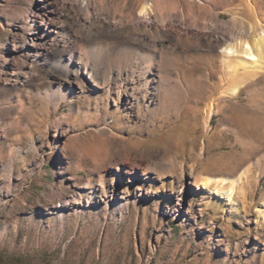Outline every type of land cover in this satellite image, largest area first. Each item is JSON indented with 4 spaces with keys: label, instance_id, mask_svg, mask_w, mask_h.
<instances>
[{
    "label": "rangeland",
    "instance_id": "1",
    "mask_svg": "<svg viewBox=\"0 0 264 264\" xmlns=\"http://www.w3.org/2000/svg\"><path fill=\"white\" fill-rule=\"evenodd\" d=\"M32 1L0 0V69L11 45L14 22L26 16ZM214 1L225 11L222 18L226 20L232 17L228 8L237 11L239 29L256 28L257 22L264 26V0H251L253 11L248 10V0ZM105 41L121 56L136 58L128 44ZM172 56L177 59L179 55ZM189 62L192 65L178 62L179 70L190 80L188 96L177 99L179 119L172 113L168 123L143 141L133 137L138 150L129 152L123 146L113 152L106 149V156L98 162L90 155L93 135L84 132L106 118L101 93L80 94L82 110L64 118L84 138L75 147L65 148L63 138L57 136L55 146L51 135L52 148L47 142L41 148L38 142L42 153L38 156L27 151L29 136L49 127L54 134L52 125H58L60 116L68 112L69 102L49 112L39 99L37 86L31 84L13 102L16 110L6 113L3 109L12 100L0 89V264H264V217H257L264 198V160L257 161L264 155V77L236 98L225 100L222 90L226 84L221 81L219 64H212L203 52L193 54ZM88 106L91 112L87 114ZM154 146L166 149L168 165L150 171L156 177L146 186L149 194L143 190L138 195L137 183H119L123 196L128 197L123 211L100 202L99 197L87 207L83 202L90 195L74 198L70 176L82 175L98 187L110 178L111 164L135 168L142 176L151 164L142 158L143 152ZM248 158L252 161L250 180L239 192L245 207L240 206L242 202L233 208L210 191H215L219 177L233 174L227 169L241 173ZM60 159L68 166L62 174L58 172ZM181 172L217 179L209 190L189 192L183 211H178V199L172 195L176 185L170 180ZM72 199L82 203L61 205Z\"/></svg>",
    "mask_w": 264,
    "mask_h": 264
},
{
    "label": "bare ground",
    "instance_id": "2",
    "mask_svg": "<svg viewBox=\"0 0 264 264\" xmlns=\"http://www.w3.org/2000/svg\"><path fill=\"white\" fill-rule=\"evenodd\" d=\"M253 5L248 0V10L253 11ZM228 12L232 17L222 18L225 11H220L214 0H33L26 16L14 22L11 45L6 49L5 64L0 69V89L8 92L12 100L3 111L16 110L13 102L31 84L37 86L39 99L49 112L69 102L68 112L60 116L58 125H52L54 134L49 127L45 132L29 136L27 151L42 156L36 145L40 142L43 148L47 142L51 149V135L55 136V146L57 136L63 138L65 148L75 147L84 138L64 118L72 116L74 111L80 113V94L101 93L103 106L107 108L106 118L98 127L84 132L92 134L95 141L93 148L89 146L90 155L98 162L106 156V149L113 152L123 146L129 152L138 150L134 136L143 141L145 136H151L168 123L172 113L176 121L180 117L177 99L180 95L188 96L190 80L179 70L178 62L183 60L192 65L189 60L193 54L206 53L212 64H219L221 81L226 84L222 90L225 100L236 98L264 77V26L255 20L258 27L239 29L237 11L228 8ZM109 39L119 40L116 44H128L136 58L118 54L119 50L106 43ZM173 54H178V58ZM173 74H176L175 80V77L171 79ZM157 107L161 108L160 112L156 111ZM90 109L88 106L87 114ZM210 112L214 113L215 109L211 108ZM117 139L122 143L118 144ZM143 156L151 164L142 176L135 168L128 170L121 164H111L110 178L99 182L102 184L98 187L91 186L92 180L82 175L70 176L68 184L74 188V198L90 195L83 202L87 207L99 197L100 202L123 211L128 197L123 196L120 184L137 183L138 195L143 190L149 194L146 186L156 177L150 171L168 165L164 147L149 148ZM246 160L248 165L241 173L227 169L233 174L220 179L184 172L173 176L170 183L176 189L172 195L178 199L175 209L183 211L187 194H196L201 188L209 190L215 179V191H210L211 194H218L219 199L233 208L242 202L240 206L245 207L239 192L246 189L250 180L252 161ZM263 160L264 155H259L257 161ZM59 162L58 172L65 173L67 164L62 159ZM74 203L82 202L72 199L61 205ZM257 208V217H264V198Z\"/></svg>",
    "mask_w": 264,
    "mask_h": 264
}]
</instances>
